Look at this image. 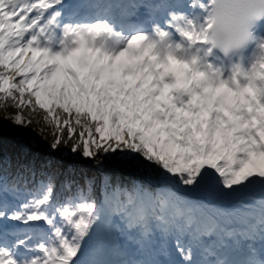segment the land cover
I'll list each match as a JSON object with an SVG mask.
<instances>
[{
    "label": "snow or ice",
    "instance_id": "obj_1",
    "mask_svg": "<svg viewBox=\"0 0 264 264\" xmlns=\"http://www.w3.org/2000/svg\"><path fill=\"white\" fill-rule=\"evenodd\" d=\"M182 5L0 0V102L53 137L0 132V264H264V90L174 102L152 39Z\"/></svg>",
    "mask_w": 264,
    "mask_h": 264
},
{
    "label": "clouds",
    "instance_id": "obj_2",
    "mask_svg": "<svg viewBox=\"0 0 264 264\" xmlns=\"http://www.w3.org/2000/svg\"><path fill=\"white\" fill-rule=\"evenodd\" d=\"M200 15L191 16L177 10L169 13L174 31L159 29L161 35L152 39L157 55L164 53L162 66L167 71L162 79L172 76V90L185 91L199 81L215 83L226 72L232 79L243 76L245 88L264 90V37H257L255 29L264 21V0H194ZM176 35L180 36L177 40ZM151 39V37H149ZM256 43V51L250 68H245L243 52ZM234 57L239 59L234 60ZM187 80L180 85L178 72ZM220 82L226 83L221 80ZM237 85L239 82L236 81Z\"/></svg>",
    "mask_w": 264,
    "mask_h": 264
},
{
    "label": "trees",
    "instance_id": "obj_3",
    "mask_svg": "<svg viewBox=\"0 0 264 264\" xmlns=\"http://www.w3.org/2000/svg\"><path fill=\"white\" fill-rule=\"evenodd\" d=\"M16 114H18V109L10 101L0 102V132H3L6 137H14L15 135H17L16 133L12 132V124H10L11 120L7 119V117H11V115L15 116ZM23 114L28 117V110L25 109ZM33 116L35 120H40V123L36 124L34 122L29 126L27 130L29 134L27 136L26 142L32 143L33 141H35L37 145H49L51 143V139L48 136H52L51 129L44 124L41 113H35L33 114ZM41 127L45 128L43 134H41V132L39 131ZM45 137H47V139H45ZM66 150L70 152V149H65L63 147H61L59 152L65 153Z\"/></svg>",
    "mask_w": 264,
    "mask_h": 264
}]
</instances>
